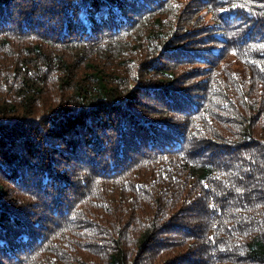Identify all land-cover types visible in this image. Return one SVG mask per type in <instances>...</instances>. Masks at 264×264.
Returning a JSON list of instances; mask_svg holds the SVG:
<instances>
[{"label": "trees", "instance_id": "obj_1", "mask_svg": "<svg viewBox=\"0 0 264 264\" xmlns=\"http://www.w3.org/2000/svg\"><path fill=\"white\" fill-rule=\"evenodd\" d=\"M0 264H264V0H0Z\"/></svg>", "mask_w": 264, "mask_h": 264}, {"label": "rangeland", "instance_id": "obj_2", "mask_svg": "<svg viewBox=\"0 0 264 264\" xmlns=\"http://www.w3.org/2000/svg\"><path fill=\"white\" fill-rule=\"evenodd\" d=\"M42 111H39L38 113H41Z\"/></svg>", "mask_w": 264, "mask_h": 264}]
</instances>
